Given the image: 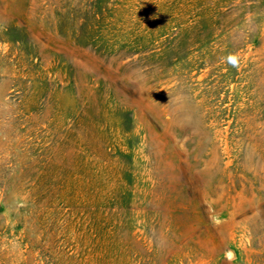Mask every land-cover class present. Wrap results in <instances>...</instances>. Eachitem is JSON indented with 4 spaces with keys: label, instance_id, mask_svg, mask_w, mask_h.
Returning a JSON list of instances; mask_svg holds the SVG:
<instances>
[{
    "label": "rangeland",
    "instance_id": "obj_1",
    "mask_svg": "<svg viewBox=\"0 0 264 264\" xmlns=\"http://www.w3.org/2000/svg\"><path fill=\"white\" fill-rule=\"evenodd\" d=\"M0 264H264V0H0Z\"/></svg>",
    "mask_w": 264,
    "mask_h": 264
},
{
    "label": "clouds",
    "instance_id": "obj_2",
    "mask_svg": "<svg viewBox=\"0 0 264 264\" xmlns=\"http://www.w3.org/2000/svg\"><path fill=\"white\" fill-rule=\"evenodd\" d=\"M228 60H229V63H231V64H233V66H235V64H236V58H235V57L230 56V57L228 58Z\"/></svg>",
    "mask_w": 264,
    "mask_h": 264
}]
</instances>
